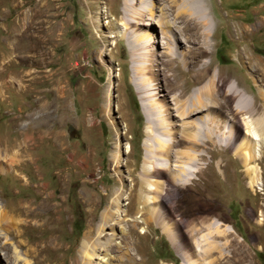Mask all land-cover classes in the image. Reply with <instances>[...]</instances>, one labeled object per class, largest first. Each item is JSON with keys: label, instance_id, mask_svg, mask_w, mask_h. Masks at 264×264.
I'll return each mask as SVG.
<instances>
[{"label": "rangeland", "instance_id": "obj_1", "mask_svg": "<svg viewBox=\"0 0 264 264\" xmlns=\"http://www.w3.org/2000/svg\"><path fill=\"white\" fill-rule=\"evenodd\" d=\"M144 2L152 8L148 7L151 11L142 24L157 22L151 25L154 44L145 43L146 36L139 35L147 27L139 22L126 25L134 21L135 10ZM193 12L207 14L214 37L208 40V51L202 49V56L191 60L190 44L182 35L190 34ZM23 26L31 30L28 55L35 83L29 97L14 89L7 91V99L0 95V138L14 139L27 131L29 123L34 124L37 110L27 112L25 103L46 106L49 127L34 160L26 158L21 179L13 171L0 173V264H84L79 253L82 239L92 225L96 228L111 198L109 193L125 187L127 193L120 204L126 209L133 184L129 172L139 177L149 139L136 65L148 69L154 88L167 94L169 103L178 93L173 90V74L178 75L180 88L189 85L190 93L198 87L192 83L195 73L206 67L202 79L217 76L219 88L226 80L238 83L248 93L247 102L255 98L263 114L258 88L264 89V74L255 67L264 68V0H0V69L4 57H13V44L22 51L25 41L17 36L23 29L17 28ZM151 45L155 52H148ZM169 50L175 52L174 58ZM15 61L4 68L5 76L19 86L27 67L21 54ZM22 109L27 117L12 128L11 119L21 116ZM215 153L212 158L205 151V159L189 168H203L200 178L219 189L213 200L196 209L210 203L222 217H198L192 223L183 201L178 198L173 203L168 197L166 201L165 192L162 203L172 220L164 224H174L175 236L183 245L174 247L162 229L152 224L146 238L129 249L134 258L130 264H140L141 259L143 264H190L191 260L264 264V190L255 196L248 188L246 168L231 149L223 146L215 148ZM259 168L264 178V162ZM58 172L66 181L64 195L59 193ZM37 186L54 193L53 201L58 196L59 202L64 199L62 220L54 227L40 221L42 227L37 229L12 212L19 201L41 199ZM165 188L170 195L175 190ZM190 222L199 229L207 228L201 235L209 232L212 222L220 224L221 230H233L227 240H219L228 243L225 254L215 252L206 259L196 252ZM121 226L127 228L128 224L123 221ZM111 232L110 227L105 229L101 242ZM6 250L9 256L5 259ZM109 253L98 252L93 262L103 264L99 259L105 256L109 264H117L118 253Z\"/></svg>", "mask_w": 264, "mask_h": 264}, {"label": "bare ground", "instance_id": "obj_2", "mask_svg": "<svg viewBox=\"0 0 264 264\" xmlns=\"http://www.w3.org/2000/svg\"><path fill=\"white\" fill-rule=\"evenodd\" d=\"M127 6H129L128 3ZM148 7L151 9L152 5L148 6L146 2L142 3L140 8L134 12L135 15L132 17L134 21L127 22L126 25L138 22L142 24L141 21H144L143 19L151 11ZM192 16L194 21L188 26L190 34H183L182 38L190 44L188 49L191 60H194L202 56V49L208 48V40L214 36L208 29L210 23L205 12H193L190 14V17ZM154 23L157 22L151 20V23L142 24L147 29L141 30L139 35L146 36V39L142 38L145 43L148 40L151 44L155 43L151 26ZM17 29H23L21 32L18 31L17 37L25 41V44L22 51L18 44H13V57L11 59L4 57V63L1 64L2 69H0V81L2 82L0 95L6 99L7 91L12 89L19 95L29 97L32 93L31 86L35 83L34 78H31L33 75L30 67L32 57L28 55L31 30L29 26ZM200 29H202L201 32ZM48 31L50 32V29ZM200 37L204 38L203 44L200 42ZM47 43L46 40V45ZM153 51L155 52L154 46H149L148 52ZM206 51L208 50L206 49ZM19 54L22 55L23 64L27 68L21 76L20 85L16 86L14 82L6 81V69L4 68L16 62L15 56ZM169 56L174 58L175 52L169 50ZM261 66L255 67V69L264 74V68ZM205 69L206 67L195 73L196 77L192 79V83L198 87L190 93L189 85H183L180 88L178 85L179 77L177 74H173L172 79L175 83L173 90H177L178 93L172 95L173 101L169 103L168 95L160 94L161 92L158 93L157 89L154 88L153 80L146 74L148 69L142 65L135 66L136 83L148 124L147 154L139 177L134 176V171L129 172L133 184L130 192H128L126 209H124L125 207L122 208L120 204L127 193L123 186L124 188L109 193L111 198L101 212L96 228L92 225L93 227L85 233L79 249L84 264H95L93 260L97 259L96 254L101 251L105 252V255L107 252H117V264H130L134 258L129 249L136 247L146 238L152 224L162 229L174 247L182 246L183 242L175 236L177 229L174 224H164L167 219L172 220L164 210L162 203L165 192L167 194L165 200L168 197L167 200L173 203L178 198L183 201L192 223L198 217L206 220L210 217L215 220L220 219L222 216L218 208L209 207L210 203L207 208L196 209L200 203L213 200L214 195L219 192L217 184L215 185L209 180L203 181L200 178L203 168H196L193 171L189 168L194 164L199 165V162L205 159V151L212 158H215V148L220 149L225 146L231 149L246 168L244 171L248 188L254 192L255 196H257V192L264 190L263 171L262 168H259L260 164L264 162V89L258 88L262 101L261 110L263 114H261L256 99L253 98L249 104L247 102L248 93L240 89L238 83L232 84L226 80V83L223 81L224 87L219 88L216 86L217 76L213 75L207 80L202 79ZM24 107L27 112L37 110L38 114L33 120L34 124L29 123V130L19 132L14 139L0 138V173L13 171L18 179H21L23 165L28 161L26 158L34 160L36 151L46 139L45 133L49 127L46 106L41 107L32 103H25ZM21 113V116H15L11 119L12 128L20 126L21 120L27 117L28 113L23 114V109ZM200 149L203 152L199 151ZM57 176L61 185L59 193L64 195L66 191L64 175L58 172ZM27 183H29V179ZM24 185L29 184L25 183ZM166 185L175 187L172 195L167 192ZM37 188L39 190L38 196L41 199L27 202L19 201L13 206L12 212L17 216L24 217L26 225L32 222V225L36 226L37 229L42 227L39 224L40 221H43L45 226L54 227L62 220L59 215L65 210L64 199L59 202L58 196L57 201H53L54 193H47L46 186H37ZM60 199L62 198L60 197ZM172 212L174 213V208ZM123 221L128 224L127 228L121 226ZM108 227L112 231L109 234L111 238L101 242V239L107 234H105V229ZM203 229L197 228L195 224L191 225V241L196 252L206 259L209 257L211 259V255L215 252L223 256L228 243H221L219 240H227L233 230H221L220 224L217 222H212L208 226L209 232L204 233L205 235H201ZM117 231L120 235L118 238L116 236ZM8 256L9 251L6 250L4 258L6 259ZM99 260L103 264H109V259H105V256ZM140 264H143L142 259ZM190 264L210 263L191 260Z\"/></svg>", "mask_w": 264, "mask_h": 264}]
</instances>
